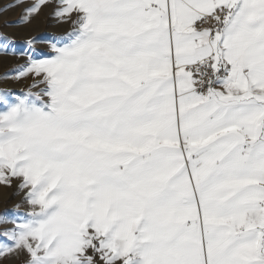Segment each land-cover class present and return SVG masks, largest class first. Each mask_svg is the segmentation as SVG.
Returning <instances> with one entry per match:
<instances>
[{
  "label": "snow or ice",
  "instance_id": "snow-or-ice-1",
  "mask_svg": "<svg viewBox=\"0 0 264 264\" xmlns=\"http://www.w3.org/2000/svg\"><path fill=\"white\" fill-rule=\"evenodd\" d=\"M0 264H264V0H0Z\"/></svg>",
  "mask_w": 264,
  "mask_h": 264
},
{
  "label": "rangeland",
  "instance_id": "rangeland-1",
  "mask_svg": "<svg viewBox=\"0 0 264 264\" xmlns=\"http://www.w3.org/2000/svg\"><path fill=\"white\" fill-rule=\"evenodd\" d=\"M12 0H4L5 4H10ZM2 7V5H0ZM21 9L12 10L6 12L3 16H0V32L4 34L14 37L18 42V50H23V37L24 35L32 34L34 21L32 24L26 27H3V24L6 22L14 23L20 19ZM39 26H45V28H50L48 22H39ZM28 28H31L28 30ZM42 27L39 28V30ZM24 64L21 61V58L18 57H3L0 56V91H7L13 94L18 93L17 86L18 81L14 79L4 80L2 77L5 73L10 72L12 69L17 68L19 65ZM18 181H13L11 187H7L4 185H0V215L4 213L12 214V211L17 208L18 205H22L19 208L20 213H26L29 211V206L24 204V194L22 192L18 193ZM11 224L0 225V231H3L5 228H11ZM25 259L24 256L15 258V259H7L2 262V264H22V261Z\"/></svg>",
  "mask_w": 264,
  "mask_h": 264
},
{
  "label": "crops",
  "instance_id": "crops-1",
  "mask_svg": "<svg viewBox=\"0 0 264 264\" xmlns=\"http://www.w3.org/2000/svg\"><path fill=\"white\" fill-rule=\"evenodd\" d=\"M51 9L46 10L42 15H40L36 20H34L33 33L24 35V41L29 38H35L39 43L36 45V50L42 53L44 56H51L52 53L49 51V41H52L54 37H63L68 32L72 30V24L69 23H59L57 20L51 17ZM48 22L50 28H45V26H39V22ZM42 27L40 30L39 28ZM31 28H28V30ZM21 61L26 62L25 59L21 58ZM33 79L31 77L25 78L18 81L17 95L26 92L28 87L32 84Z\"/></svg>",
  "mask_w": 264,
  "mask_h": 264
}]
</instances>
